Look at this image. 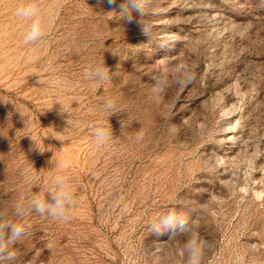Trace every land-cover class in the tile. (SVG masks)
Wrapping results in <instances>:
<instances>
[{
	"label": "rangeland",
	"instance_id": "1",
	"mask_svg": "<svg viewBox=\"0 0 264 264\" xmlns=\"http://www.w3.org/2000/svg\"><path fill=\"white\" fill-rule=\"evenodd\" d=\"M26 2L0 0V222L26 225L3 264H188L192 238L201 264H264V0H144L131 21L124 0H37L24 43ZM56 175L63 222L27 209ZM170 208L196 231H149Z\"/></svg>",
	"mask_w": 264,
	"mask_h": 264
},
{
	"label": "clouds",
	"instance_id": "2",
	"mask_svg": "<svg viewBox=\"0 0 264 264\" xmlns=\"http://www.w3.org/2000/svg\"><path fill=\"white\" fill-rule=\"evenodd\" d=\"M109 3H116V0H108ZM139 13L140 17L143 16L144 12V0H124L120 5V14L128 21L133 19V13ZM15 14L22 20H30L31 23L28 30L23 36L24 43L38 42L41 41L45 36V26L40 19V7L37 0H27L26 3H22L15 9ZM142 30L146 31L147 25L141 22ZM86 78L98 82H103L106 79L104 69L97 65L96 67L87 70L85 72ZM192 79L191 72L189 70L181 71L176 83L178 86L183 87L186 83ZM63 105V104H62ZM106 111H114L116 104L113 100L108 99L104 104ZM63 111L64 105H63ZM67 113V112H66ZM68 123L69 128H75L69 117ZM29 127L27 126L25 128ZM24 128V129H25ZM111 132L104 126L97 125L93 129L94 141L97 145H103L111 138ZM35 142V138L31 137ZM36 146L40 149L38 143ZM65 150V146L61 151ZM41 151V150H40ZM55 160V155L52 158ZM30 180V177H26ZM77 200L74 196L73 189L68 182L67 177L64 175H56L52 178L50 186L44 189L42 192L33 196L27 205V209H34V211L41 216L51 217L58 221H67L70 219L71 214L76 209ZM26 209H20L24 211ZM19 214V213H18ZM149 231L161 232L164 230L170 231L173 235L178 233H184L186 230L189 232H195L191 223L184 218V216L177 212L176 209H169L166 215L152 221L149 226ZM26 232V225L22 222H17L9 219L7 222H0V234L6 236L7 240L15 242L22 237ZM188 249V264H201V259L204 251L201 240L192 238L185 241ZM15 256L12 250H7L2 246V238H0V264H3L5 259L11 260Z\"/></svg>",
	"mask_w": 264,
	"mask_h": 264
}]
</instances>
